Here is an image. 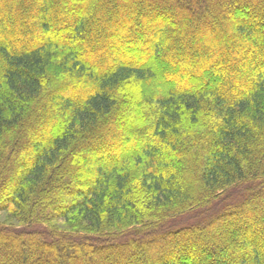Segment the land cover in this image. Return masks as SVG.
Returning a JSON list of instances; mask_svg holds the SVG:
<instances>
[{
  "label": "trees",
  "instance_id": "trees-1",
  "mask_svg": "<svg viewBox=\"0 0 264 264\" xmlns=\"http://www.w3.org/2000/svg\"><path fill=\"white\" fill-rule=\"evenodd\" d=\"M0 213V264H264V0H0Z\"/></svg>",
  "mask_w": 264,
  "mask_h": 264
},
{
  "label": "rangeland",
  "instance_id": "rangeland-1",
  "mask_svg": "<svg viewBox=\"0 0 264 264\" xmlns=\"http://www.w3.org/2000/svg\"><path fill=\"white\" fill-rule=\"evenodd\" d=\"M179 225H186L187 223H190L191 221L193 222L195 220V216L193 217H187V216H183V217H179L178 219H175ZM0 224L1 225H6V226H16L17 224H15L13 221L8 219L7 213H0ZM60 230L64 231L66 225L62 224V222H59L56 224ZM39 230H42V228H38ZM70 234H72L73 232H68Z\"/></svg>",
  "mask_w": 264,
  "mask_h": 264
}]
</instances>
